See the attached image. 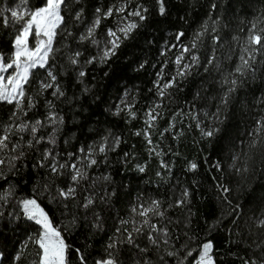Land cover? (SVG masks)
Here are the masks:
<instances>
[{"label":"snow or ice","instance_id":"6c2138e0","mask_svg":"<svg viewBox=\"0 0 264 264\" xmlns=\"http://www.w3.org/2000/svg\"><path fill=\"white\" fill-rule=\"evenodd\" d=\"M82 3L83 0H41L35 7H30V0H20V6L10 11V18L0 17L6 28L16 27V34L11 41V56L0 53V105L12 106L7 119H0V234H3V229L15 233L21 222L33 229L25 240L19 242V247L11 257V264H23L28 257H31L30 264H71L70 245L66 243L64 233L79 228L81 222L84 226L102 231V210L98 211V208L100 205H111L112 197L116 195L114 189L109 191L108 186L113 183L111 175H95L94 170L99 169L101 164H108V153L115 152L120 146L121 136L108 129L103 135L97 134L98 140L81 144L75 149L70 147L69 138L62 137L66 119L57 104L70 101L54 70L57 54L62 51L56 45L60 40L65 41L62 58L76 72L77 83L84 85L83 92L88 93L86 66H107L123 42L130 39L148 20L149 8L139 0H116L106 9L96 7L89 23L85 21ZM156 3L159 5V15H166L165 0H156ZM211 7L215 10L218 5L213 3ZM110 19L114 21V26L107 27L101 33L103 22ZM219 23V17L213 19L210 14L209 20L201 25L187 44L183 39L185 32H177L175 42H164L160 56L165 59L159 61L158 65H152L153 68L158 67L153 81L157 100L145 112L146 128L135 135L144 136L149 145V155L161 158L160 167L169 176L172 174V165L163 157L172 150L169 148L168 153H165L158 144H153L152 130L156 127V121L162 118L163 102L172 96V90L182 91L183 82L194 72L198 75L201 68L206 73L215 68L222 74V95L216 110L203 111V116L210 123L202 122V109H197L195 103L190 108L191 118L197 121L201 136L213 140L221 132L220 125L227 119L223 113L234 94L249 79H254L259 66L264 64V19H257L250 24L246 39L239 49L238 63L226 74L217 63L214 50L202 62L198 53L204 44V37L213 33L212 44L218 46L220 43L217 30ZM80 25H84V31L77 36L73 29ZM32 39L34 46L30 44ZM73 40L78 45L75 49L71 47ZM81 45L93 46L96 54L82 59L88 49L85 47L81 50ZM170 52L175 53L174 59L168 58ZM147 63L144 61L134 71L144 69ZM169 64L175 66L171 73L167 71ZM65 74V71L60 73L61 76ZM104 75L108 76V73ZM197 99H201L200 92L193 97L194 101ZM41 100L45 112L33 118L29 114L38 112ZM258 101L264 108V94ZM136 103V96L125 88L117 102L106 111L117 117L124 114L127 116L126 122L130 123L137 118ZM176 115L183 113L178 112ZM174 127L175 124L170 121L169 128L160 133L161 138ZM247 135L253 138L249 143L250 148L264 144V115L255 119L254 128ZM177 136V133H173V138ZM61 141L66 148L64 151L60 150ZM30 154L37 155L31 165L37 179L32 184L31 194L21 195L16 178L28 168ZM128 156L125 152V164ZM230 159L231 172L241 180H246L250 170L240 166V154L233 152ZM136 167L139 172H145V166ZM210 167L224 174L219 161ZM197 169L198 164L191 162L187 170L195 172ZM156 175L160 177L162 173L158 171ZM213 179L220 196L231 208L229 214L238 218L242 215V205H232L229 199L232 188L222 183L220 178L214 176ZM44 200L61 212L60 224L54 222L50 212L43 206ZM191 205L192 192L187 187L180 191L179 196L173 197L166 207L161 199L142 201L137 197L136 204L130 209L131 216L120 219L115 233L109 236L105 246L106 255L96 259L93 264H219L215 256L218 250L213 240L206 239L196 247L190 246L197 239L187 231L194 215ZM174 208L185 213L183 221L168 215L169 210ZM220 222H206L207 235L210 236ZM252 222L257 229L264 230V214L253 217ZM181 223L186 229L183 236L179 234ZM232 223L235 225L237 220L233 219ZM248 239L251 241L248 244L250 254L240 257L242 264H264V231H250ZM121 245L124 247L123 252ZM75 253L79 264H89L86 249L76 248ZM3 256L4 252L0 250V257Z\"/></svg>","mask_w":264,"mask_h":264},{"label":"trees","instance_id":"16d2710c","mask_svg":"<svg viewBox=\"0 0 264 264\" xmlns=\"http://www.w3.org/2000/svg\"><path fill=\"white\" fill-rule=\"evenodd\" d=\"M40 2L41 0H30L29 6L35 7ZM115 2L116 0H83L81 6L85 10V21L91 22L96 7L106 9ZM139 2L149 8L148 20L130 39L123 42L117 55L109 61L107 66H86L88 75L85 77V83L90 89L88 93L83 92L84 85L77 83L76 72L62 58L65 41L60 40L56 45L62 51L57 54L54 70L70 101L57 104L66 119L62 137L70 139L72 149L98 140L97 134L103 135L108 129L122 138V143L116 151L108 153V164H101L99 169L94 170L95 175H111L113 183L108 186L109 191L114 189L116 192V195L112 197L111 205H100L98 208V211L102 210L103 230L97 231L90 226H84L81 222L79 228L64 233L66 243L70 245L71 264H79L75 253L76 248L86 249L89 254V264H93L96 259L106 255L105 246L109 236L115 233L120 219L131 216L130 209L136 204L137 197H140L142 201L152 198L161 199L166 207L173 197L179 196L184 187L192 192L191 208L194 213L187 231L189 235L197 237L190 246L196 247L204 240L211 239L215 249L218 250L215 256L219 264H242L240 257L249 255L246 249L249 250L248 244L251 243L248 239L250 231L252 233L264 231L257 229L252 222L253 217L264 214V197L259 201L257 208L247 214L246 223L242 228L237 227L242 230L243 236L240 234L234 236L238 221L235 225L232 223L236 218L229 214L231 212L229 206L225 214L217 219L221 222L209 236L206 222L211 224L217 221L213 218L216 203L209 188L201 184L202 167L208 161V178L213 183H215L214 176L220 178L222 183L232 188L229 199L233 206L240 204L243 207L252 199L255 191L264 184V144L250 148L249 143L253 138L247 135L254 128L255 119L264 115V108L258 101V98L264 94V64L259 66L255 78L249 79L247 84L234 94L232 102L223 113L226 114L227 119L220 125L221 132L213 140L201 136L196 126L197 121L191 118L190 108L192 103H195L197 109H202L200 114L202 122L210 123L208 118L203 116V111L214 112L222 95L220 84L222 74L215 68L207 73L201 68L198 75L194 72L185 81L184 88L178 96L177 110H170L163 102L162 118L156 121V127L152 130V140L153 144H158L165 153H168V149L171 148L172 152L163 157L172 165L171 176L161 169L160 157L149 155V145L144 136H137L135 133L144 131L147 107L157 100L153 81L156 79L158 67L153 68L152 65H158L159 61L165 59L160 56L164 42H175V34L183 31L186 34L183 38L184 43L187 44L201 25L209 20L210 14L213 19L219 17L220 23L217 25L220 36L219 45L212 44L211 35L214 34L209 33L204 37V44L201 45L198 54L204 62L214 50L217 63L226 74L238 63L239 49L246 39L250 24L257 19H264V0H165L166 15L164 16L159 15V5L156 0H139ZM213 3L218 5L215 10L211 7ZM19 6L20 0H0V17L10 18V11ZM109 26H114V21L111 19L103 22L100 32H105ZM69 27H72L71 23ZM73 31L78 36L84 31V25L74 28ZM15 34L16 27L6 28L0 19V53L11 56V41ZM77 46L76 41L73 40L71 47L75 49ZM80 47L81 50L85 47L88 49L82 59L96 54V49L91 45ZM174 56V52L168 53V58L174 59ZM144 61L148 62L145 68L134 71ZM174 67L169 64L167 71L171 73ZM61 71H65L66 74L61 76ZM105 72L108 76L104 75ZM34 88L35 86L33 90ZM125 88L136 96L137 101L135 108L137 118L130 123L126 122V115L117 117L110 111H106L117 102V98L123 94ZM197 92H200L201 99L194 101L193 97ZM48 98L51 99V96L49 95ZM11 107L7 104L0 105V119H7ZM44 112L41 100L38 112L29 115L35 118L37 115L42 116ZM178 112L183 115H176ZM170 121L175 124V127L172 131L165 133L162 139L160 133L169 128ZM47 131L46 129L45 132ZM173 133L178 134L177 138H173ZM221 139H223V152L218 154ZM60 150H66L62 141ZM125 152L129 154L126 164L123 162ZM233 152L240 154V166L250 170L246 174V180H241L229 169ZM36 159V154H30L27 161L28 168L22 170L20 177L16 178L19 181L21 195L31 194L30 189L37 179L31 165ZM216 161L223 165L224 174L210 167ZM191 162L198 164L195 172L187 170ZM137 165L145 166V172H139ZM158 171L162 173V176L156 175ZM43 206L50 212L54 222L60 224L61 212L56 210L55 205H50L44 200ZM168 215L183 221L185 213L179 208H174L169 210ZM32 231L33 229L23 222L15 233L3 229V234H0V250L4 252V256L0 257V264H11V257L19 247V242L25 240ZM184 231L186 229L181 223L179 234L183 236ZM241 240L245 242H240ZM121 251H124L123 245H121ZM30 260L31 257H28L23 264H30Z\"/></svg>","mask_w":264,"mask_h":264},{"label":"rangeland","instance_id":"374dc122","mask_svg":"<svg viewBox=\"0 0 264 264\" xmlns=\"http://www.w3.org/2000/svg\"><path fill=\"white\" fill-rule=\"evenodd\" d=\"M30 44L34 46V39L30 40ZM184 85H185V82H183V88H184ZM180 92L181 91L172 90V93H173L172 96L169 99H166L164 101L170 110H177L179 108L178 96ZM222 143H223V139H221L220 141L218 154H221L223 152ZM207 166H208V161L205 162L202 167L203 176H202L201 184L205 186L207 189L209 188V191L215 197L214 200L216 204H215V213L213 215V218L214 220H217L218 218L222 217L225 214L228 208V205L223 200V198L220 196V193L218 192L215 183H213V181L208 178ZM263 197H264V184L261 185L257 191H255L252 199H250L249 202L242 207V215H240L238 218L234 217L238 221L236 229L234 230V236L238 234L243 236L242 230H239L238 228H242L243 224L246 223L245 221L247 218L246 217L247 214H249L252 210L257 208L259 201ZM246 251L248 252V254H250V251L248 249H246Z\"/></svg>","mask_w":264,"mask_h":264}]
</instances>
